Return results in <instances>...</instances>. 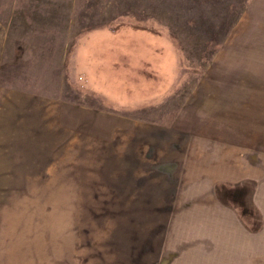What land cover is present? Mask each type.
<instances>
[{
  "label": "rangeland",
  "instance_id": "374dc122",
  "mask_svg": "<svg viewBox=\"0 0 264 264\" xmlns=\"http://www.w3.org/2000/svg\"><path fill=\"white\" fill-rule=\"evenodd\" d=\"M253 68L264 75V0H0V264H264V135L249 179L218 186L230 213L180 190L171 212L149 213L85 164L134 121L141 142L192 141L195 155L235 143L240 156ZM36 111H55L59 139L40 146L47 166L14 146L30 164L13 167L9 123Z\"/></svg>",
  "mask_w": 264,
  "mask_h": 264
},
{
  "label": "crops",
  "instance_id": "0c3cea01",
  "mask_svg": "<svg viewBox=\"0 0 264 264\" xmlns=\"http://www.w3.org/2000/svg\"><path fill=\"white\" fill-rule=\"evenodd\" d=\"M257 69L253 68L252 73L246 75L250 79L247 85L254 84L256 86L260 84L261 89L257 88L258 93L254 94H247L246 92V101L243 110L245 109L244 117L249 119L246 120V124L248 123L249 127L246 126V129H244V133L247 134L246 142L248 144L245 143L244 146L240 147V156L236 151H233L234 149L238 150L235 143L233 147L229 146L226 151L216 145L214 141L203 143V147L199 148L205 149L204 154L195 155L193 151L197 150L196 147H190H194L196 143L189 142L188 138L187 140L190 143L189 148L182 146L181 142H161L159 140L148 143L147 141L141 142L142 139H145L140 138V135L148 127L139 125L141 121H134L132 125L121 128L124 130L122 133H130L127 135V137L129 136L127 140L123 139L122 141L117 140L116 142H111L114 139H110L95 146V153L98 151V159L94 162L95 167H92L94 155L91 151V156L88 157L85 163L88 164V170H94V168L95 170H102L103 175L110 176L105 181H121L126 183L124 184L126 187L123 185V191L121 190L118 194V199L120 198L118 201L125 203L127 197L133 198L135 202L129 204L136 203L137 205L147 206L149 208L147 212L149 213L161 214L171 212L170 208L173 207L174 197H176L178 190L186 191L183 195L185 198H188L186 204H193L192 201L195 197L196 199H208L206 200L208 202H205L204 205L210 206V204H213L212 207H216L218 210L222 209V207L226 209L230 208V206L221 202V194L218 191V186L226 183L233 184L247 181L249 179L248 177H250H247V162H252L256 156H259L256 151L263 149L262 146H253L254 143L259 144L263 140L264 135V75L262 73L260 77L257 76ZM23 97H19L20 101H24ZM37 102L39 101L37 100ZM22 113L26 115L30 114L26 109ZM36 114L35 116H29L27 121L24 120L26 117L24 115L21 116L20 120L15 118L14 121L9 123L11 125L6 137L11 147L8 150L14 152L9 153L10 156L6 155L9 157V162L13 167L19 165V157L22 159L25 158L26 163L30 164L28 162L29 158L22 152H15L14 146L19 145L21 151L38 149L37 157H40L39 149L46 150L48 148L47 150L49 151L54 148V143L57 139L56 135L59 133L53 129L55 127L53 125L54 120L52 119L53 122L51 123L50 119L46 120L45 118L54 117L55 111L48 116H45L43 112L39 113V111H36ZM34 117H37L35 124L33 122ZM29 123L31 125L30 127L28 125ZM32 129L36 131L34 134L31 131ZM250 129H252V132L258 134L255 141H252V138H248ZM182 131L186 132V134L188 133L186 129ZM232 132L234 133L235 129ZM42 145L44 149L40 147ZM0 148L2 147L0 146ZM187 149H190V151H187ZM259 159L263 162L262 157ZM1 160L0 165H3L5 160ZM45 160L40 157V159H34L35 162L32 161L31 164L34 162L38 167L47 166L44 162ZM146 160L147 162L145 163ZM89 164H91V167ZM76 169L74 164L75 175H77V172H75ZM25 171L22 169L21 172L25 173ZM79 174L82 175L80 172ZM256 180L259 184V190H261L260 198H264V190L261 189L262 186L264 189V175H261ZM118 187L121 188L119 184ZM89 188L91 187L89 186ZM124 190L131 191L125 194ZM262 206H264V203ZM227 210L230 213V210ZM209 215L211 216L212 214L209 213ZM212 218L215 222H220V218H217V216ZM227 220L228 222L236 224L235 226L233 224L232 231H236L235 229L239 231L237 227L239 225V228L245 230L244 234L252 236V233L247 232L244 226H240V220H236L230 214H228ZM262 228L264 229V226Z\"/></svg>",
  "mask_w": 264,
  "mask_h": 264
}]
</instances>
